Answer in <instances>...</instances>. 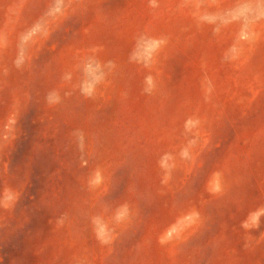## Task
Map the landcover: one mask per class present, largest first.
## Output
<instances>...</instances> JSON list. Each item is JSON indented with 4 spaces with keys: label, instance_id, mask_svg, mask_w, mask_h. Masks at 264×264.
<instances>
[{
    "label": "rangeland",
    "instance_id": "obj_1",
    "mask_svg": "<svg viewBox=\"0 0 264 264\" xmlns=\"http://www.w3.org/2000/svg\"><path fill=\"white\" fill-rule=\"evenodd\" d=\"M0 264H264V0H0Z\"/></svg>",
    "mask_w": 264,
    "mask_h": 264
}]
</instances>
